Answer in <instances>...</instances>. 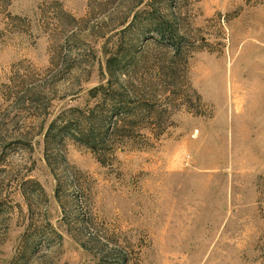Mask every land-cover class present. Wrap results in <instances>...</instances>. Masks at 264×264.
<instances>
[{
	"label": "rangeland",
	"instance_id": "rangeland-1",
	"mask_svg": "<svg viewBox=\"0 0 264 264\" xmlns=\"http://www.w3.org/2000/svg\"><path fill=\"white\" fill-rule=\"evenodd\" d=\"M0 264H264V0H0Z\"/></svg>",
	"mask_w": 264,
	"mask_h": 264
},
{
	"label": "trees",
	"instance_id": "trees-1",
	"mask_svg": "<svg viewBox=\"0 0 264 264\" xmlns=\"http://www.w3.org/2000/svg\"><path fill=\"white\" fill-rule=\"evenodd\" d=\"M100 89V88H99ZM96 91H98V88H94L93 90H92V92H96Z\"/></svg>",
	"mask_w": 264,
	"mask_h": 264
}]
</instances>
